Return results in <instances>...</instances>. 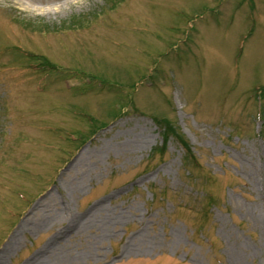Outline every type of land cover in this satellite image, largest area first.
Returning a JSON list of instances; mask_svg holds the SVG:
<instances>
[{"label": "rangeland", "instance_id": "1", "mask_svg": "<svg viewBox=\"0 0 264 264\" xmlns=\"http://www.w3.org/2000/svg\"><path fill=\"white\" fill-rule=\"evenodd\" d=\"M0 264H264V0H0Z\"/></svg>", "mask_w": 264, "mask_h": 264}, {"label": "trees", "instance_id": "2", "mask_svg": "<svg viewBox=\"0 0 264 264\" xmlns=\"http://www.w3.org/2000/svg\"><path fill=\"white\" fill-rule=\"evenodd\" d=\"M157 121L163 123V120H161V119H159V120H157ZM166 125H167V126H164L165 129H166L168 132H170L171 134L174 135V132H175L174 128L170 127L169 124H166ZM175 134H176V132H175ZM174 136H176L177 138L180 139V135H179V134H178V135H174ZM181 138H182V137H181ZM181 141L184 142L182 139H181ZM184 144L187 146L186 142H185ZM188 151H190L189 148H188Z\"/></svg>", "mask_w": 264, "mask_h": 264}, {"label": "bare ground", "instance_id": "3", "mask_svg": "<svg viewBox=\"0 0 264 264\" xmlns=\"http://www.w3.org/2000/svg\"><path fill=\"white\" fill-rule=\"evenodd\" d=\"M19 53H20V54H25V52H24V51H20Z\"/></svg>", "mask_w": 264, "mask_h": 264}]
</instances>
